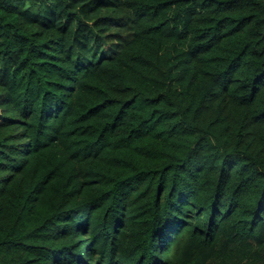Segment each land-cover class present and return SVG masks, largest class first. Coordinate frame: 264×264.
Listing matches in <instances>:
<instances>
[{
    "label": "trees",
    "instance_id": "16d2710c",
    "mask_svg": "<svg viewBox=\"0 0 264 264\" xmlns=\"http://www.w3.org/2000/svg\"><path fill=\"white\" fill-rule=\"evenodd\" d=\"M0 264H264V0H0Z\"/></svg>",
    "mask_w": 264,
    "mask_h": 264
}]
</instances>
